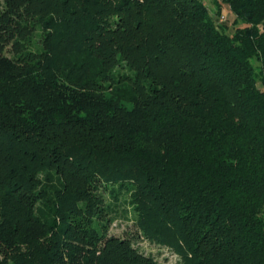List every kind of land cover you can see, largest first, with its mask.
Returning a JSON list of instances; mask_svg holds the SVG:
<instances>
[{"label":"trees","instance_id":"16d2710c","mask_svg":"<svg viewBox=\"0 0 264 264\" xmlns=\"http://www.w3.org/2000/svg\"><path fill=\"white\" fill-rule=\"evenodd\" d=\"M213 1L0 0V264H264V0Z\"/></svg>","mask_w":264,"mask_h":264},{"label":"rangeland","instance_id":"374dc122","mask_svg":"<svg viewBox=\"0 0 264 264\" xmlns=\"http://www.w3.org/2000/svg\"><path fill=\"white\" fill-rule=\"evenodd\" d=\"M206 4L211 8L214 13V1L213 0H205ZM222 15L225 16L226 21H222L220 18L218 21L227 24V27L230 31H234V15L229 12L227 6H224L222 10ZM228 20V21H227ZM111 235L118 237H127L128 234H131L134 240V244L141 252L146 254L147 256L155 257L159 262L163 264H178L179 259L178 256L174 254L171 249L163 248L158 246L157 244L151 243L143 237L137 236V230L135 228V224L132 220L125 219L123 217H119L115 223L111 227L110 231Z\"/></svg>","mask_w":264,"mask_h":264}]
</instances>
